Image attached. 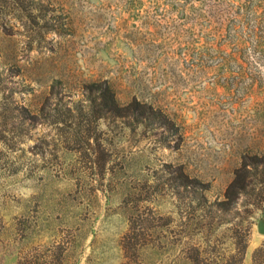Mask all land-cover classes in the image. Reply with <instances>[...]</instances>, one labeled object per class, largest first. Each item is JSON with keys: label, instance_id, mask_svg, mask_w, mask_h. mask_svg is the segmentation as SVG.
<instances>
[{"label": "rangeland", "instance_id": "obj_1", "mask_svg": "<svg viewBox=\"0 0 264 264\" xmlns=\"http://www.w3.org/2000/svg\"><path fill=\"white\" fill-rule=\"evenodd\" d=\"M260 221L264 0H0V264H264Z\"/></svg>", "mask_w": 264, "mask_h": 264}, {"label": "water", "instance_id": "obj_2", "mask_svg": "<svg viewBox=\"0 0 264 264\" xmlns=\"http://www.w3.org/2000/svg\"><path fill=\"white\" fill-rule=\"evenodd\" d=\"M258 232H259L260 234H263V235H264V222H263V221H260V222L258 223Z\"/></svg>", "mask_w": 264, "mask_h": 264}, {"label": "trees", "instance_id": "obj_3", "mask_svg": "<svg viewBox=\"0 0 264 264\" xmlns=\"http://www.w3.org/2000/svg\"><path fill=\"white\" fill-rule=\"evenodd\" d=\"M111 93H110V91H109V88L107 87V88H105L104 89V93L102 94V98L105 96V95H107V96H111V98H112V94L110 95ZM115 105V104H114Z\"/></svg>", "mask_w": 264, "mask_h": 264}]
</instances>
